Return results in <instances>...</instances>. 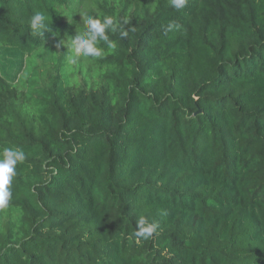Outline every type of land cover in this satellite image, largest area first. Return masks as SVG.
Listing matches in <instances>:
<instances>
[{"label":"trees","instance_id":"1","mask_svg":"<svg viewBox=\"0 0 264 264\" xmlns=\"http://www.w3.org/2000/svg\"><path fill=\"white\" fill-rule=\"evenodd\" d=\"M4 147L0 264H264V0H0Z\"/></svg>","mask_w":264,"mask_h":264},{"label":"clouds","instance_id":"2","mask_svg":"<svg viewBox=\"0 0 264 264\" xmlns=\"http://www.w3.org/2000/svg\"><path fill=\"white\" fill-rule=\"evenodd\" d=\"M186 3V0H171V6L175 9H181ZM46 17L43 13H35L29 20L31 30L36 35H43L47 31L45 24ZM85 29L82 34L76 35L72 39L75 54L77 56L101 57L103 49L98 47L102 41L106 43L109 49L116 47L115 42L110 40L108 33L116 32L119 22L115 21L111 16H105L102 20L94 17H87L85 20ZM174 25L169 24V29ZM126 35V33H125ZM25 153L18 148L4 147L0 151V209L8 206L12 197L11 184L16 176V166L25 160ZM158 225L156 223H148L145 217H140L137 221L138 237L145 239L153 236L157 232Z\"/></svg>","mask_w":264,"mask_h":264},{"label":"rangeland","instance_id":"3","mask_svg":"<svg viewBox=\"0 0 264 264\" xmlns=\"http://www.w3.org/2000/svg\"><path fill=\"white\" fill-rule=\"evenodd\" d=\"M72 44H73L72 38L68 37L67 40H65L63 43H61V45L58 49H64V48L69 49V47H71ZM91 75H92L91 73L89 75L88 73L78 72L77 79L79 82L84 83V79L87 77H90ZM73 81H74V79H73Z\"/></svg>","mask_w":264,"mask_h":264}]
</instances>
